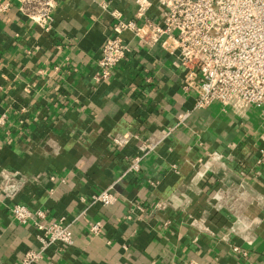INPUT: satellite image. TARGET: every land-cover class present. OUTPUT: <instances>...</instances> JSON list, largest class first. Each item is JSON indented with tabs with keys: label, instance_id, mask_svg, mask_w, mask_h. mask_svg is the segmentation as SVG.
Here are the masks:
<instances>
[{
	"label": "crops",
	"instance_id": "1",
	"mask_svg": "<svg viewBox=\"0 0 264 264\" xmlns=\"http://www.w3.org/2000/svg\"><path fill=\"white\" fill-rule=\"evenodd\" d=\"M6 1L0 178L15 176L13 200L63 217L73 236L39 264H264L262 110L195 108L177 62L128 33V61L93 79L114 15L132 19L143 8L156 17L157 0H58L49 31ZM151 134L161 142L130 170L135 137L120 150L113 137ZM101 190L116 201L93 203ZM9 202L0 193V264H20L36 230L10 218ZM87 221L102 233L89 234Z\"/></svg>",
	"mask_w": 264,
	"mask_h": 264
},
{
	"label": "built area",
	"instance_id": "2",
	"mask_svg": "<svg viewBox=\"0 0 264 264\" xmlns=\"http://www.w3.org/2000/svg\"><path fill=\"white\" fill-rule=\"evenodd\" d=\"M16 2L34 25L43 31L51 29L58 0ZM157 3L160 12L156 17H148L143 8L132 19L114 15L96 61L95 82L112 77L128 61L132 47L123 38L128 33L142 45L156 47L177 62L180 89L194 98L195 108L217 103L235 113L259 108L264 114V0H157ZM10 4V1L0 3V12ZM134 137L136 151L130 170L138 171L141 160L162 137L115 136L112 145L117 150L123 149ZM19 186L15 176L0 178V193L10 201L6 205L10 218L19 224H31L36 230V247L23 254L20 264H39L47 251H62L73 245L72 232L63 217L51 219L46 210H32L14 201ZM91 201L108 206L116 197L109 190H101ZM133 211L131 208L124 219L130 220ZM87 231L99 235L103 225L87 221ZM232 251L238 252L239 248L234 246ZM241 255L245 258L247 254Z\"/></svg>",
	"mask_w": 264,
	"mask_h": 264
}]
</instances>
